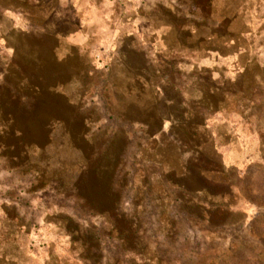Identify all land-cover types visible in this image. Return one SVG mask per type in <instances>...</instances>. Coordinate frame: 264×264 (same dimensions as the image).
<instances>
[{
  "label": "rangeland",
  "instance_id": "obj_1",
  "mask_svg": "<svg viewBox=\"0 0 264 264\" xmlns=\"http://www.w3.org/2000/svg\"><path fill=\"white\" fill-rule=\"evenodd\" d=\"M40 1L0 2V264H264V0Z\"/></svg>",
  "mask_w": 264,
  "mask_h": 264
},
{
  "label": "crops",
  "instance_id": "obj_2",
  "mask_svg": "<svg viewBox=\"0 0 264 264\" xmlns=\"http://www.w3.org/2000/svg\"><path fill=\"white\" fill-rule=\"evenodd\" d=\"M0 2H3L2 3L3 6L17 7V6H14V5L15 4H19L21 10L23 9V11H24L25 8L30 6L31 8H33L34 10L39 12V3L38 2H42V1H40V0H7V1L6 0H0ZM4 2H9L11 4H6ZM34 2H36L37 5H32V4H34Z\"/></svg>",
  "mask_w": 264,
  "mask_h": 264
}]
</instances>
